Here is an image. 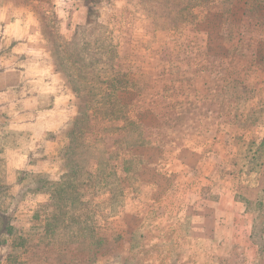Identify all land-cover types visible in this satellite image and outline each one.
<instances>
[{"label":"rangeland","instance_id":"rangeland-1","mask_svg":"<svg viewBox=\"0 0 264 264\" xmlns=\"http://www.w3.org/2000/svg\"><path fill=\"white\" fill-rule=\"evenodd\" d=\"M0 188V264H264V0H0Z\"/></svg>","mask_w":264,"mask_h":264},{"label":"trees","instance_id":"trees-1","mask_svg":"<svg viewBox=\"0 0 264 264\" xmlns=\"http://www.w3.org/2000/svg\"><path fill=\"white\" fill-rule=\"evenodd\" d=\"M78 123H79L78 120L75 121V122H73V126H72L71 129L67 132L66 136H67L68 139H69V144L65 147L64 150H67V151H68V150L70 149L71 144L73 145V144L76 142V140H77V136H79V135L82 136L83 131L81 130V127H80V126H77ZM6 133H7V134H3V133H2V134H3V137H4L5 135H9V134H12V136H13V135L21 136V134H22L21 131H9V130H7ZM25 173H27V172H25ZM0 189L2 190V188H0ZM0 225L3 226V230H4V232H6V233H10V232H11V226H10V224H9L7 218H4L3 216H1V217H0Z\"/></svg>","mask_w":264,"mask_h":264}]
</instances>
